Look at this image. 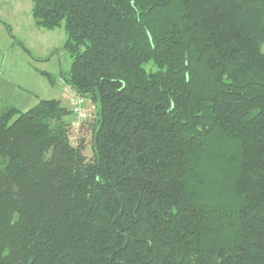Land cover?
Instances as JSON below:
<instances>
[{
	"label": "trees",
	"instance_id": "1",
	"mask_svg": "<svg viewBox=\"0 0 264 264\" xmlns=\"http://www.w3.org/2000/svg\"><path fill=\"white\" fill-rule=\"evenodd\" d=\"M31 16L64 29L93 157L59 100L0 111V264H264V0H32Z\"/></svg>",
	"mask_w": 264,
	"mask_h": 264
},
{
	"label": "rangeland",
	"instance_id": "2",
	"mask_svg": "<svg viewBox=\"0 0 264 264\" xmlns=\"http://www.w3.org/2000/svg\"><path fill=\"white\" fill-rule=\"evenodd\" d=\"M31 8L32 0H0V111L13 107L25 112L40 100L56 99L72 112L67 98L73 92L61 76L71 64L64 50L66 34L63 28L37 29ZM143 68L147 73L157 70L152 62ZM84 108L87 119L77 128L71 126L70 140L73 145L82 141L90 160L97 108L88 98Z\"/></svg>",
	"mask_w": 264,
	"mask_h": 264
},
{
	"label": "built area",
	"instance_id": "3",
	"mask_svg": "<svg viewBox=\"0 0 264 264\" xmlns=\"http://www.w3.org/2000/svg\"><path fill=\"white\" fill-rule=\"evenodd\" d=\"M67 99L72 106L73 113L76 115L75 120L72 123V127L77 128L86 118V113L83 110L84 101L74 93L70 94V97H68Z\"/></svg>",
	"mask_w": 264,
	"mask_h": 264
}]
</instances>
